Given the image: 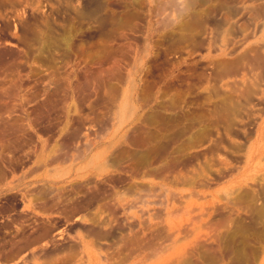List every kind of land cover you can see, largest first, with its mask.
I'll use <instances>...</instances> for the list:
<instances>
[{"label":"rangeland","instance_id":"1","mask_svg":"<svg viewBox=\"0 0 264 264\" xmlns=\"http://www.w3.org/2000/svg\"><path fill=\"white\" fill-rule=\"evenodd\" d=\"M263 59L264 0H0V264H264Z\"/></svg>","mask_w":264,"mask_h":264},{"label":"bare ground","instance_id":"2","mask_svg":"<svg viewBox=\"0 0 264 264\" xmlns=\"http://www.w3.org/2000/svg\"><path fill=\"white\" fill-rule=\"evenodd\" d=\"M257 57V56H256ZM259 58V57H258ZM264 60V59H263ZM259 63V62H258ZM261 64V63H260ZM259 64V65H260ZM263 64H264V62H263ZM263 64H262V66H263ZM226 66V65H225ZM262 66H260V67H262ZM227 68V67H226ZM264 68V67H263ZM262 68V69H263ZM264 70V69H263ZM263 72V71H262ZM227 105V104H226ZM226 109H227V107H225ZM225 109V110H226ZM1 171V170H0ZM2 175V174H1ZM180 176V175H179ZM175 194V193H174ZM192 194H193V191H192ZM199 195V194H198ZM191 196V195H190ZM203 196V195H202ZM189 197V196H188ZM187 197V198H188ZM200 201V200H199ZM180 202V201H179ZM182 203V202H181ZM173 205H172V207H174V206H176L174 203H172ZM191 204H192V200H186V202H185V208H186V210H188L187 211V218L189 219V217L191 216V211H190V206H191ZM171 205V204H170ZM74 208V207H73ZM195 210V209H194ZM186 212V211H185ZM193 212V211H192ZM262 213L264 214V211H262ZM261 213V214H262ZM205 215V214H204ZM199 216V215H198ZM173 223V224H172ZM171 223V227H174L175 225H176V223H174V222H172ZM193 223V222H192ZM187 224V223H186ZM245 228V227H244ZM243 229V228H242ZM178 231V230H177ZM186 231V230H185ZM175 233V232H174ZM177 233V232H176ZM160 234V233H159ZM138 236V235H137ZM165 236H166V234H165ZM169 236V235H168ZM176 238H177V236H175ZM199 237V236H198ZM126 238V237H125ZM129 238V237H128ZM171 238V237H170ZM175 238V239H176ZM139 239V238H138ZM182 241V240H181ZM133 242V241H132ZM131 242V243H132ZM125 243V242H124ZM126 244V243H125ZM154 245V244H153ZM132 246V245H131ZM147 246V245H146ZM149 246V245H148ZM128 247H129V245H128ZM153 247V246H152ZM146 248V247H145ZM125 250V249H124ZM176 250V251H175ZM174 251H175V253H177L178 251H180V249H179V247L177 246L176 247V249H175ZM173 251V252H174ZM127 252V251H126ZM129 252H130V250H129ZM186 252H188V251H186ZM133 255V254H132ZM118 256V255H117ZM202 256H203V254H202ZM126 257V256H125ZM179 258L181 259V262H183V263H185V262H188V259L186 260V257H185V253L184 252H182V254H180V256H179ZM127 260V259H126ZM151 260V259H150ZM207 260V259H206ZM147 262H149V261H147ZM190 262V261H189ZM120 264V263H119ZM171 264H173V262L171 263Z\"/></svg>","mask_w":264,"mask_h":264},{"label":"crops","instance_id":"3","mask_svg":"<svg viewBox=\"0 0 264 264\" xmlns=\"http://www.w3.org/2000/svg\"><path fill=\"white\" fill-rule=\"evenodd\" d=\"M66 40H68V39H66ZM226 107V106H225ZM225 109V108H224ZM43 149H44V144H42L41 145V151H43ZM157 150V147H155L154 149H153V151H156ZM0 176H1V174H3V171H2V169L0 168ZM41 174H35V175H32L31 176V179H30V183H33V182H37V181H39L40 179H41ZM69 177H70V181H72V183L74 184V185H76V184H78L79 183V181H80V179L81 178H83V174H81L80 173V171L78 170V169H76V170H74L70 175H69ZM77 192L78 191H76V195H77ZM28 197H30V195H28ZM75 207H80V206H78V205H75ZM261 212L263 211V210H260Z\"/></svg>","mask_w":264,"mask_h":264}]
</instances>
